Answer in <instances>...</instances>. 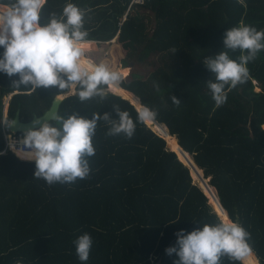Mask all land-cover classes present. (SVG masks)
<instances>
[{"label": "trees", "instance_id": "1", "mask_svg": "<svg viewBox=\"0 0 264 264\" xmlns=\"http://www.w3.org/2000/svg\"><path fill=\"white\" fill-rule=\"evenodd\" d=\"M141 1L48 0L43 9L42 22L68 3L86 10L91 43L85 51H102L112 39L137 33L124 60L133 70L116 69L123 75L120 89L113 87L104 100L69 96L59 107L65 118L78 112L87 119L93 113L119 119L115 106L136 123L129 139L107 135L110 125L98 122L88 178L49 185L35 178L34 161L4 151L5 97L10 96L7 120L19 113L30 121L51 107L58 89L19 90L12 85L18 74L0 73V264H174L178 257L165 250L177 246V232L222 220L192 169L153 130L155 124L138 122L129 91L132 99L157 110L155 121L179 139L229 219L251 233L258 258L253 254L252 260L264 264V50L247 65L244 84L226 87L227 101L219 107L206 83L215 78L203 63L221 51L234 60L240 56L239 50L224 49V33L241 24L261 31L264 0ZM3 51L0 47V57ZM138 64L149 72L136 71ZM84 233L93 239L87 262L78 259L73 243ZM221 264L246 263L224 256Z\"/></svg>", "mask_w": 264, "mask_h": 264}, {"label": "clouds", "instance_id": "2", "mask_svg": "<svg viewBox=\"0 0 264 264\" xmlns=\"http://www.w3.org/2000/svg\"><path fill=\"white\" fill-rule=\"evenodd\" d=\"M47 3L48 0H8L7 3L0 0V47L4 49L0 73L9 77L18 74L19 79L12 83L16 89L55 87L58 100L69 96H78L81 102L97 97L106 99L123 75L106 63L85 62V49L91 43L85 29L87 11L68 3L61 14L53 12L42 22ZM223 44L224 49L239 50L241 54L234 60L228 51H221L203 60L215 78L206 83L217 107L227 101V86L234 89L249 79L247 65L264 50V31L241 24L225 31ZM172 99L179 106L181 101L175 96ZM114 109L119 119H112L109 113L103 116L93 113L91 119L78 112L67 118L58 112L45 114L50 121L33 120V128L26 130L19 141L9 134V151L21 160L34 161L35 178L44 179L49 185L86 179L91 172L88 158L96 153L93 137L100 120L110 125L109 136L124 134L130 139L135 134L136 123L130 114L115 106ZM157 115V110L142 106L137 120L149 123ZM2 123L13 128L16 120L6 119ZM176 235L177 246L165 250L167 255L178 257L174 264H221L224 256L243 262L254 254L249 244L251 233L238 222L221 220L204 224L188 234L181 230ZM73 243L78 259L87 262L93 246L91 235L84 233Z\"/></svg>", "mask_w": 264, "mask_h": 264}, {"label": "rangeland", "instance_id": "3", "mask_svg": "<svg viewBox=\"0 0 264 264\" xmlns=\"http://www.w3.org/2000/svg\"><path fill=\"white\" fill-rule=\"evenodd\" d=\"M142 12H145V11H142ZM146 14L149 16L151 21H153V18H154L153 14L148 13V12H146ZM123 22H125V20H123ZM127 24H129V22ZM129 26L132 27V25H130V24H129ZM132 29H134V28H132ZM135 37H137V33L135 30H133L131 33L128 31V33H125V35H121L118 39H116L115 42H113L114 41L113 39H112L113 41L112 40L109 41L108 45L102 51H96V50L85 51V56L88 57L89 59H91L96 64L106 63L113 70H116L118 68H123V67H129V73H130V71L133 70V64L126 66L124 60L128 58L127 55H128V52L130 51V46H131L133 40L135 39ZM135 70L140 72L142 75L143 74L145 75L149 72L150 67L145 65V64H138L137 67H135ZM129 73H128V75H126L124 77V81L122 82L123 85L127 82L128 77H129ZM254 84H257V83L254 82ZM256 91H260L257 85H256ZM129 100L132 102L131 98H129ZM8 102H9V97H5V108L7 107ZM153 130H154V127H153ZM178 141H179V139H178ZM168 146H169V144H168ZM183 161L185 164L188 165V163H186V162H188L187 160H183ZM193 173L194 172L192 171L194 181L197 183L200 182L199 183L200 186H203L200 178L198 176H196V178H195L194 177L195 173L194 174ZM207 181H208V179H207Z\"/></svg>", "mask_w": 264, "mask_h": 264}, {"label": "water", "instance_id": "4", "mask_svg": "<svg viewBox=\"0 0 264 264\" xmlns=\"http://www.w3.org/2000/svg\"><path fill=\"white\" fill-rule=\"evenodd\" d=\"M261 31H264V27H262L261 28ZM123 88H124V86H123ZM125 89V88H124ZM111 92V91H110ZM130 92V91H129ZM132 93V92H131ZM137 97V96H136ZM138 98V97H137ZM140 100V99H139ZM63 100H58L57 99V96L54 98V100H53V102H52V105H51V107L43 114V115H41V116H38V115H35V116H33V118L30 120V121H22L21 119H20V115H19V113H17L16 114V116L12 119V120H16V124H15V126L13 127V128H9V130L11 131V132H13V133H24L26 130H28V129H30V128H33V120H35V119H41V118H43L42 119V123L44 122V120H49L50 121V117H45L44 115L45 114H52V113H56V112H58L59 113V107H60V105H61V102H62ZM130 102V101H129ZM132 103V102H131ZM140 107H142L143 105H142V103H141V100H140ZM133 104V103H132ZM136 108H137V110L140 108H138L135 104H133ZM153 122H155L156 124H158L160 127H162V126H164V125H161V124H159L157 121H153ZM37 128L39 127V126H36ZM167 128V127H166ZM170 133V132H169ZM171 135V134H170ZM172 136V135H171ZM180 148H181V151H182V153L184 154V156H186V158H188V153H186L183 149H182V147L180 146ZM188 165H189V167L192 169V171L196 174V176H198L199 178H200V180H201V183H202V187H203V189L204 188H206L207 190H208V192L209 193H211L212 195H213V197L217 200V203H218V206H219V208H220V210H221V214H219L215 209V211L218 213V215L220 216V218L222 219V220H228V221H231L230 219H229V217H228V215H227V212L224 210V208L222 207V205H221V203H220V201H219V198H218V196H217V193L216 194H214V189L213 188H211L210 187V185H209V180L207 181V180H205V179H203V176H202V172L201 171H199V169H197L196 167H195V164H194V162L193 161H191L189 158H188ZM214 208V207H213ZM254 255H255V253H254ZM255 257H256V255H255ZM257 258V257H256ZM258 259V258H257ZM260 264V263H259Z\"/></svg>", "mask_w": 264, "mask_h": 264}, {"label": "bare ground", "instance_id": "5", "mask_svg": "<svg viewBox=\"0 0 264 264\" xmlns=\"http://www.w3.org/2000/svg\"><path fill=\"white\" fill-rule=\"evenodd\" d=\"M90 47V46H89ZM85 59V62L86 63H92V64H96L95 62H93L91 59H86V58H84ZM20 90V89H19ZM29 90V89H28ZM126 90V89H125ZM128 91V90H127ZM127 93H129V92H127ZM120 95V94H119ZM135 95V94H134ZM129 98H131V97H129ZM132 99V98H131ZM139 99V98H138ZM131 102V101H130ZM132 102H133V104H135L138 108L140 107V100H139V102L137 101V100H132ZM149 126L150 125H152V124H155L154 125V131H156L161 137H164V138H166L167 140H168V142L170 143V145L172 146V148L174 149V151H176V152H178V154L180 155V157L183 159V160H187L188 161V158H186V156H184V154L182 153V151H181V148H180V144L178 143V138H177V140L173 137V136H171L170 135V133H169V130L165 127V126H162V127H160L158 124H156L155 122H153V121H151V122H149V123H147ZM162 125H164V124H162ZM189 159H191V158H189ZM186 163H188V162H186ZM188 167H189V165H188ZM192 173V172H191ZM194 174V173H193ZM194 177L196 178V175L194 174ZM198 178V177H197ZM215 189V188H214ZM204 190H205V192H206V194L210 197V199H211V201H212V203L216 206V209L218 210V213L219 214H221V210H220V208H219V206H218V203H217V200L213 197V195L211 194V193H209L208 192V190L206 189V188H204ZM254 253V252H253ZM258 260V259H257ZM247 261V262H246ZM245 261V263L246 264H255V262H253V260H252V257H250V258H248L247 260Z\"/></svg>", "mask_w": 264, "mask_h": 264}, {"label": "built area", "instance_id": "6", "mask_svg": "<svg viewBox=\"0 0 264 264\" xmlns=\"http://www.w3.org/2000/svg\"><path fill=\"white\" fill-rule=\"evenodd\" d=\"M136 3H142V1L141 0H136ZM127 17H128V15L127 16H124V19L123 20H127ZM121 25H122V23H121ZM4 121H6V118H4ZM9 134H12L13 135V138L15 139V140H17V141H19L20 139H22L23 138V134L24 133H13V132H11L10 130H9V128H6L5 126H4V139H5V149H4V151H9V150H11L9 147H8V136H9ZM19 146V145H18ZM3 151V152H4Z\"/></svg>", "mask_w": 264, "mask_h": 264}, {"label": "crops", "instance_id": "7", "mask_svg": "<svg viewBox=\"0 0 264 264\" xmlns=\"http://www.w3.org/2000/svg\"><path fill=\"white\" fill-rule=\"evenodd\" d=\"M114 88H118V89H120L121 87L119 86V85H116V86H114ZM129 97H130V95H129V93H126V98L129 100ZM133 100V99H132ZM130 101V100H129ZM139 102V101H138ZM8 106H9V102L7 103V107L5 108V112H4V118H6L7 119V116H8V114H7V112H8ZM3 122H4V119H3ZM209 200H210V197H209ZM210 203V202H209Z\"/></svg>", "mask_w": 264, "mask_h": 264}]
</instances>
